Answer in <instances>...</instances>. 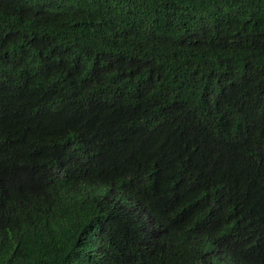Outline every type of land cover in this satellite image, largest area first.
<instances>
[{
	"label": "trees",
	"instance_id": "16d2710c",
	"mask_svg": "<svg viewBox=\"0 0 264 264\" xmlns=\"http://www.w3.org/2000/svg\"><path fill=\"white\" fill-rule=\"evenodd\" d=\"M0 264H264V0H0Z\"/></svg>",
	"mask_w": 264,
	"mask_h": 264
},
{
	"label": "clouds",
	"instance_id": "9594fccd",
	"mask_svg": "<svg viewBox=\"0 0 264 264\" xmlns=\"http://www.w3.org/2000/svg\"><path fill=\"white\" fill-rule=\"evenodd\" d=\"M122 205L121 207H117L118 211L116 214H120L125 211H130L134 213L135 217L141 222L138 228L141 229L149 239L146 245L149 249L155 250L159 249L162 246H168L171 241V236H167L168 233H170V235L176 236L184 232L180 224H175V228L172 232L166 230L165 234L163 235L162 231L164 226L162 225V223L158 221L148 209H146L141 203H139L134 198L131 199L128 204L124 206ZM176 229H179V231H176Z\"/></svg>",
	"mask_w": 264,
	"mask_h": 264
},
{
	"label": "bare ground",
	"instance_id": "6f19581e",
	"mask_svg": "<svg viewBox=\"0 0 264 264\" xmlns=\"http://www.w3.org/2000/svg\"><path fill=\"white\" fill-rule=\"evenodd\" d=\"M106 242V241H105ZM189 257V256H188ZM82 259V258H81ZM188 260V259H187ZM202 263V262H201Z\"/></svg>",
	"mask_w": 264,
	"mask_h": 264
}]
</instances>
